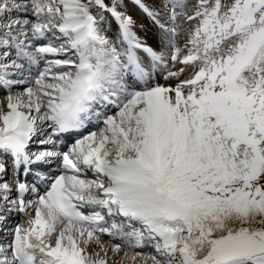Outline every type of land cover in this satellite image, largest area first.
Returning a JSON list of instances; mask_svg holds the SVG:
<instances>
[{
	"label": "snow or ice",
	"instance_id": "1",
	"mask_svg": "<svg viewBox=\"0 0 264 264\" xmlns=\"http://www.w3.org/2000/svg\"><path fill=\"white\" fill-rule=\"evenodd\" d=\"M0 264H264V0H0Z\"/></svg>",
	"mask_w": 264,
	"mask_h": 264
}]
</instances>
